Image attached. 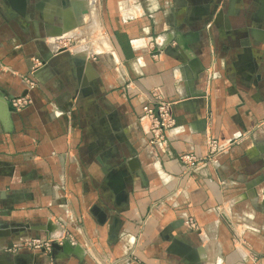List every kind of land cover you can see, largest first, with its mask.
<instances>
[{
	"label": "crops",
	"instance_id": "obj_1",
	"mask_svg": "<svg viewBox=\"0 0 264 264\" xmlns=\"http://www.w3.org/2000/svg\"><path fill=\"white\" fill-rule=\"evenodd\" d=\"M0 264H264V0H0Z\"/></svg>",
	"mask_w": 264,
	"mask_h": 264
},
{
	"label": "built area",
	"instance_id": "obj_2",
	"mask_svg": "<svg viewBox=\"0 0 264 264\" xmlns=\"http://www.w3.org/2000/svg\"><path fill=\"white\" fill-rule=\"evenodd\" d=\"M148 46L149 48H153L154 40H149ZM152 56L156 57L157 53H152ZM39 64L40 61L38 59H34L30 73H33L35 71V68H37ZM30 102L31 100L28 96L21 95L13 97L10 101V105L15 110H20L27 106ZM172 106L173 102L164 100L157 93L156 89L152 90V92L150 93V100H148L142 106L143 115L148 117L150 122L149 132L151 134V142L163 141L167 129L171 128L175 124V120L172 114ZM207 149L208 154L212 156L221 151L223 147L215 139L210 138L207 140ZM180 158L184 163L188 165H194L202 160V158L196 157L190 153H184ZM189 225L191 227H195V223L192 220L189 221ZM61 241L62 240L58 241V243H61ZM22 246L37 249L41 248L43 250L49 251L51 249V241L49 239H40L37 237L24 241L22 243Z\"/></svg>",
	"mask_w": 264,
	"mask_h": 264
},
{
	"label": "water",
	"instance_id": "obj_3",
	"mask_svg": "<svg viewBox=\"0 0 264 264\" xmlns=\"http://www.w3.org/2000/svg\"><path fill=\"white\" fill-rule=\"evenodd\" d=\"M16 229L17 228H11L10 230L15 231ZM64 246L68 247V250L72 251V252L76 251V249H77L76 247H74L75 245L72 244L69 239H63L61 241V243L51 241V247H54V248L58 247V248H61L63 250H66Z\"/></svg>",
	"mask_w": 264,
	"mask_h": 264
},
{
	"label": "rangeland",
	"instance_id": "obj_4",
	"mask_svg": "<svg viewBox=\"0 0 264 264\" xmlns=\"http://www.w3.org/2000/svg\"><path fill=\"white\" fill-rule=\"evenodd\" d=\"M82 24H84V23L81 22L80 25H82ZM87 29H89V27H88ZM80 30H81V32L84 31L83 28H81ZM80 38L82 39V38H84V37L81 36ZM82 41H84V39H83ZM66 42L69 44L70 42H72V38H68Z\"/></svg>",
	"mask_w": 264,
	"mask_h": 264
}]
</instances>
